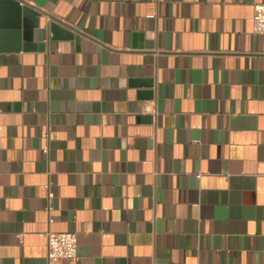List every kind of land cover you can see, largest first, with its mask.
I'll list each match as a JSON object with an SVG mask.
<instances>
[{
    "label": "crops",
    "instance_id": "crops-1",
    "mask_svg": "<svg viewBox=\"0 0 264 264\" xmlns=\"http://www.w3.org/2000/svg\"><path fill=\"white\" fill-rule=\"evenodd\" d=\"M23 1L42 46L0 4V264H46L47 230L77 234L55 264H264V0Z\"/></svg>",
    "mask_w": 264,
    "mask_h": 264
},
{
    "label": "water",
    "instance_id": "water-1",
    "mask_svg": "<svg viewBox=\"0 0 264 264\" xmlns=\"http://www.w3.org/2000/svg\"><path fill=\"white\" fill-rule=\"evenodd\" d=\"M22 0H0V4L8 5L13 16L14 27L16 28V45L19 49H34L41 47V44H37L33 40V29L39 26L40 11L35 9L28 3L21 4ZM19 27L23 30V40L18 42ZM48 29L59 37H69L78 39L76 33H73L72 28L59 20L52 18V21L48 23Z\"/></svg>",
    "mask_w": 264,
    "mask_h": 264
},
{
    "label": "built area",
    "instance_id": "built-area-1",
    "mask_svg": "<svg viewBox=\"0 0 264 264\" xmlns=\"http://www.w3.org/2000/svg\"><path fill=\"white\" fill-rule=\"evenodd\" d=\"M21 4L26 3L21 1ZM253 29L264 34V2L254 5ZM47 147H44L46 150ZM77 257V234L74 231L46 232V264H55L58 258L73 259Z\"/></svg>",
    "mask_w": 264,
    "mask_h": 264
}]
</instances>
